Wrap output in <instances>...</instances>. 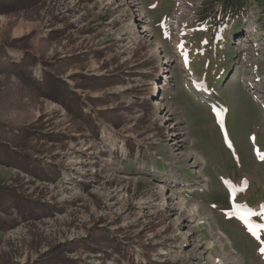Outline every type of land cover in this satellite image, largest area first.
<instances>
[{
	"label": "rangeland",
	"instance_id": "1",
	"mask_svg": "<svg viewBox=\"0 0 264 264\" xmlns=\"http://www.w3.org/2000/svg\"><path fill=\"white\" fill-rule=\"evenodd\" d=\"M205 1L0 0V264H264V11Z\"/></svg>",
	"mask_w": 264,
	"mask_h": 264
},
{
	"label": "flooded vegetation",
	"instance_id": "2",
	"mask_svg": "<svg viewBox=\"0 0 264 264\" xmlns=\"http://www.w3.org/2000/svg\"><path fill=\"white\" fill-rule=\"evenodd\" d=\"M56 56V55H55ZM60 59V57H52L51 58V61H50V64H56V62H58V60ZM80 60V62H81V66H82V68H83V56L79 59ZM45 62H46V60H45ZM47 69V68H46ZM71 70V69H70ZM69 73H70V71H69ZM66 74V75H64V78L62 79V82H57L58 84H60V85H63V86H66L67 87V85H70V86H74V82L72 81V80H68V79H70V75H71V73L70 74ZM82 75H83V72L81 73ZM74 75V74H73ZM60 79V78H59ZM79 84H83V81H81V82H79ZM81 89H83V88H81V87H79V88H73V90H74V93H77V91L79 92V91H83V90H81ZM80 97H82L83 98V95L80 93V95H79ZM49 100L53 103H57V104H59L60 105V108H62L64 111L66 110V108H65V106H63V104L61 103V102H59L58 100H56L55 98H49ZM83 101V100H82ZM53 110H54V107L52 108ZM49 110V109H48ZM82 143H83V141H82ZM83 145V144H82ZM79 149L80 148H78V149H75L76 151H75V153H79ZM60 182H62V180L60 179L59 180ZM57 183L56 185H59V184H61V183ZM72 184H70V186L67 184V186L70 188V187H72L71 186ZM66 186V187H67ZM40 189V188H39ZM41 190V189H40ZM39 191V190H38ZM40 192V191H39ZM68 213V212H67ZM67 213H65V215L64 214H62V213H58V212H53L52 214H49V215H42L41 217H36V218H34L33 219V221L35 222V223H39L40 225H39V227H41V226H45V227H43V228H46V227H51V224L53 225V227H54V225L56 224V222L57 221H61L62 222V219L63 218H65V216L67 215ZM47 229V228H46ZM50 232V231H49ZM52 240V239H51ZM62 241H65V240H61V242H58V244L60 245V246H67V244H66V242H62ZM67 256H68V258L72 261V260H74V259H76V257H78V251H71V252H69V253H67Z\"/></svg>",
	"mask_w": 264,
	"mask_h": 264
},
{
	"label": "trees",
	"instance_id": "3",
	"mask_svg": "<svg viewBox=\"0 0 264 264\" xmlns=\"http://www.w3.org/2000/svg\"><path fill=\"white\" fill-rule=\"evenodd\" d=\"M205 1V7L206 2ZM224 5V13L226 16L229 15V18L235 19L239 18V14L243 10H247L248 6H251L250 0H222ZM257 6L264 11V0H254Z\"/></svg>",
	"mask_w": 264,
	"mask_h": 264
},
{
	"label": "bare ground",
	"instance_id": "4",
	"mask_svg": "<svg viewBox=\"0 0 264 264\" xmlns=\"http://www.w3.org/2000/svg\"><path fill=\"white\" fill-rule=\"evenodd\" d=\"M183 5V4H182ZM180 7H181V5H180ZM184 10V9H183ZM182 12L183 11H181L180 9L179 10H177V13H176V19H179L181 16H182ZM190 82H192V85L195 87V88H197V89H199V87H198V85L196 84L197 83V81H195V78L194 77H192V78H190ZM218 115L219 116H221V117H223V115H222V113L220 112V111H218ZM229 136V135H228ZM230 137V136H229ZM231 139V138H230ZM231 146H232V143H231ZM237 198V197H236ZM180 209V211H182V210H184V208H183V206H178L177 207V210H179ZM201 209V206L198 204L196 207H195V209H193V211H192V213H194V214H199V210ZM207 251H209L208 249H205V251H203V252H207Z\"/></svg>",
	"mask_w": 264,
	"mask_h": 264
},
{
	"label": "snow or ice",
	"instance_id": "5",
	"mask_svg": "<svg viewBox=\"0 0 264 264\" xmlns=\"http://www.w3.org/2000/svg\"><path fill=\"white\" fill-rule=\"evenodd\" d=\"M261 159H264V156H262ZM237 207H240V206H237ZM248 215H251V213H248ZM241 219H243L245 223L248 224L249 230L252 231V234L254 236H257V238L259 239L258 232L260 229L264 228V224L249 223L247 216L243 214H241ZM262 251H264V249H262Z\"/></svg>",
	"mask_w": 264,
	"mask_h": 264
}]
</instances>
